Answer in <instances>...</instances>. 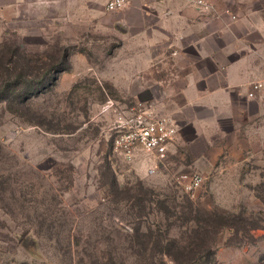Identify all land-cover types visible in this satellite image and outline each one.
Returning <instances> with one entry per match:
<instances>
[{"label": "rangeland", "instance_id": "rangeland-1", "mask_svg": "<svg viewBox=\"0 0 264 264\" xmlns=\"http://www.w3.org/2000/svg\"><path fill=\"white\" fill-rule=\"evenodd\" d=\"M107 1L0 0V57L26 67V80L56 67L24 102L0 103V264H141L128 242L137 226L183 243L204 212L235 215L208 264H264L261 122L244 127L242 151L216 135L212 147H197L200 158L176 141L165 166L114 152L117 113L165 102L142 85L106 83L123 43L109 15L120 10L107 11ZM203 1L234 19L238 8H262L264 17V0ZM181 173L203 176L193 195L179 185ZM148 256L176 264L157 251Z\"/></svg>", "mask_w": 264, "mask_h": 264}, {"label": "crops", "instance_id": "crops-1", "mask_svg": "<svg viewBox=\"0 0 264 264\" xmlns=\"http://www.w3.org/2000/svg\"><path fill=\"white\" fill-rule=\"evenodd\" d=\"M197 1L130 0L109 14L123 43L103 77L145 86L152 100L165 102L151 101L149 112L173 115L178 149L200 158L197 147H212L216 135L229 136L242 151L244 127L264 125V87L249 96L254 82L264 85V17L262 8H238L234 19Z\"/></svg>", "mask_w": 264, "mask_h": 264}, {"label": "trees", "instance_id": "trees-1", "mask_svg": "<svg viewBox=\"0 0 264 264\" xmlns=\"http://www.w3.org/2000/svg\"><path fill=\"white\" fill-rule=\"evenodd\" d=\"M15 57L17 56L15 55ZM67 59L68 54H64L61 61L63 70L68 68L66 65ZM0 66H2L0 67V103H8V101L24 102L26 94L33 93L34 89H40L47 80L48 75L56 69V67L44 69L41 77L26 80L27 68L20 66L18 61L8 60L1 56ZM112 187L117 191V183L114 180ZM186 208L195 214L201 212L199 209L193 208L191 204ZM233 217H235L234 214H221L218 212H204L202 219L197 215L194 216L190 220L193 222L194 227L190 229L186 240L182 239L183 243L175 239L169 240L161 232L157 234L158 237L156 236V238L150 229L147 228L146 232H142L140 226H137L134 235L129 238L128 242L132 248L134 247L135 254L142 258L141 264H156L154 258L148 256V252L151 250L170 256L176 264H208L215 259L218 233L222 229L232 227L231 219ZM164 240H167L168 243L163 244Z\"/></svg>", "mask_w": 264, "mask_h": 264}, {"label": "built area", "instance_id": "built-area-1", "mask_svg": "<svg viewBox=\"0 0 264 264\" xmlns=\"http://www.w3.org/2000/svg\"><path fill=\"white\" fill-rule=\"evenodd\" d=\"M129 2L130 0H108L105 8L109 12L119 11ZM197 3L208 8L203 0H198ZM262 86V83H254L255 90ZM250 96H253V93ZM113 129L114 152L121 154L129 162L135 161L141 155L146 156L155 166L167 164L170 146L176 141L179 131L171 116H155L146 110L141 102L128 112L117 113ZM203 179L201 175L189 173H181L177 178L182 189L192 195L201 186Z\"/></svg>", "mask_w": 264, "mask_h": 264}]
</instances>
